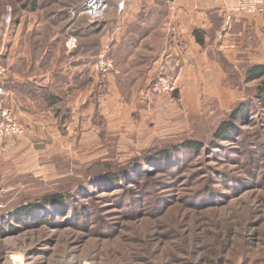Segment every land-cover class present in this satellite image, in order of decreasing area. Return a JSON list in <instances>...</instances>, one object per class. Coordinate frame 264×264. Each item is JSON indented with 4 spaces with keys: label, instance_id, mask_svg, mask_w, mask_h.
<instances>
[{
    "label": "rangeland",
    "instance_id": "obj_1",
    "mask_svg": "<svg viewBox=\"0 0 264 264\" xmlns=\"http://www.w3.org/2000/svg\"><path fill=\"white\" fill-rule=\"evenodd\" d=\"M53 4L46 10L67 19L82 7ZM8 7L12 24L5 35ZM23 10L15 0H0V62L8 70L7 44ZM233 16L223 32L230 43L213 56L226 76L223 92L173 98L177 79L165 71L176 87L154 95L151 82L140 107L149 111L148 126L129 121L103 139L76 124L70 132L60 126L67 134L61 143H28L30 130L9 104L5 77L7 105L25 132L0 143V264H264V103L256 96L260 81L246 80L249 67L264 64V27L256 20L233 22ZM100 52L91 68L101 78L95 68ZM114 69L118 74L108 72L104 81L121 75L115 62ZM238 107L249 113L235 120L231 139L212 146L215 131ZM190 139L206 148L175 154L185 158L172 175L168 161L143 162L146 149ZM138 159L131 180L109 184L91 175L96 163L119 175L124 163ZM54 194L65 203L40 202ZM26 204L34 205L28 225L17 213Z\"/></svg>",
    "mask_w": 264,
    "mask_h": 264
},
{
    "label": "crops",
    "instance_id": "obj_2",
    "mask_svg": "<svg viewBox=\"0 0 264 264\" xmlns=\"http://www.w3.org/2000/svg\"><path fill=\"white\" fill-rule=\"evenodd\" d=\"M64 1L74 7L84 3ZM168 1L107 0L113 4L102 14L99 47L95 29L84 16L67 19L46 10L59 0H39L36 11L23 10L8 40L6 58L9 104L30 130L26 141L61 143L67 134L60 126L70 132L77 124L103 139L129 121L146 125L149 111L140 108L145 107L141 100L161 69L177 79L173 98L200 99L223 92L226 76L213 57L214 49L230 43V35H223L228 15L223 0L179 1L175 11ZM233 19H245L246 24L256 20L263 26L256 16L234 14ZM107 45L121 75L104 81L91 67L97 50Z\"/></svg>",
    "mask_w": 264,
    "mask_h": 264
},
{
    "label": "trees",
    "instance_id": "obj_3",
    "mask_svg": "<svg viewBox=\"0 0 264 264\" xmlns=\"http://www.w3.org/2000/svg\"><path fill=\"white\" fill-rule=\"evenodd\" d=\"M18 3L22 4V8L28 9V10H36L37 2L39 0H15ZM83 4H80L76 6L75 8L81 7ZM105 11V13H107ZM68 12H66L67 14ZM105 18H99L97 20H91L88 16H84L85 21L90 22V26L94 27L95 34L98 35L103 29V19ZM92 24V25H91ZM197 32H195L196 34ZM245 45L249 44L248 39H245ZM99 41L96 40V46L99 47ZM246 80L248 82H254V81H260V84L257 88V98L260 100V102L264 103V64L259 63L255 64L246 72ZM249 113L248 110H246L244 107H238L233 111L232 119L230 122L224 121L220 124V126L217 128V130L214 133V141L211 143L212 146H216L217 143L229 140L232 138L233 132H234V122L238 118L247 115ZM160 145H156L154 148L146 149L144 150L143 154H146V156L143 158V162H148L149 164L153 159L154 160H161V161H168L167 163L173 165V170L169 169L168 173L172 175L176 172L179 168H176L175 164L178 163L180 160L181 162L184 161V158H175L174 155H179L181 152L183 154H189V153H199L203 149L206 148V144L197 140H186L180 145L176 146H169L164 148H159ZM214 148V147H212ZM142 160V159H141ZM141 160H134L130 162L124 163L121 167L119 172V175H117V171L110 167L106 162L96 163L93 166L94 168H90L93 170L92 176L96 177L101 180H105L109 184H117L118 182L124 180V179H133L135 177V174H130L132 171H136L137 166ZM119 167V166H117ZM40 202L44 204L45 206L51 205V204H57V205H63L65 203V197L60 194H54V195H47L43 198H41ZM34 205L26 204L18 209V215L20 217V220H18L20 223L28 225V217L31 215V208ZM32 222V221H31Z\"/></svg>",
    "mask_w": 264,
    "mask_h": 264
},
{
    "label": "built area",
    "instance_id": "obj_4",
    "mask_svg": "<svg viewBox=\"0 0 264 264\" xmlns=\"http://www.w3.org/2000/svg\"><path fill=\"white\" fill-rule=\"evenodd\" d=\"M179 1H186L198 4L202 0H169L171 11L177 9ZM106 0H85L81 8L73 11L74 17L88 16L91 20H95L104 13L106 9ZM227 11L226 26H228L232 15L243 14L256 16L261 19L264 27V0H223ZM124 5L121 2L120 7ZM12 8L8 7L7 14L4 17L5 35L9 34L12 24ZM96 71L105 79L108 72L115 71L114 61L111 57V49L109 45L102 48L98 61L95 65ZM118 74L117 71H115ZM9 70L0 62V143L9 138L22 136L25 132L24 127L18 122L17 117L13 115L12 109L7 105L8 92L4 84L5 77L8 76ZM176 80L166 74L164 70L160 71L155 78L151 92L154 95H168L175 90Z\"/></svg>",
    "mask_w": 264,
    "mask_h": 264
},
{
    "label": "bare ground",
    "instance_id": "obj_5",
    "mask_svg": "<svg viewBox=\"0 0 264 264\" xmlns=\"http://www.w3.org/2000/svg\"><path fill=\"white\" fill-rule=\"evenodd\" d=\"M20 262L18 261V264H19ZM21 264V263H20Z\"/></svg>",
    "mask_w": 264,
    "mask_h": 264
}]
</instances>
